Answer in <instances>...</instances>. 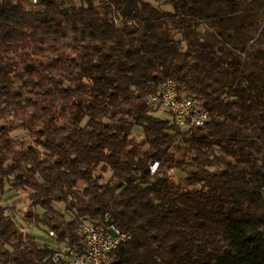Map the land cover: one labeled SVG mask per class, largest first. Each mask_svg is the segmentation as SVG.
Masks as SVG:
<instances>
[{
    "label": "trees",
    "instance_id": "1",
    "mask_svg": "<svg viewBox=\"0 0 264 264\" xmlns=\"http://www.w3.org/2000/svg\"><path fill=\"white\" fill-rule=\"evenodd\" d=\"M167 79L207 110L204 126L149 114ZM16 128L33 144L15 149ZM7 185L46 239L0 204V264H54L105 214L130 235L111 264H264V0H0V194Z\"/></svg>",
    "mask_w": 264,
    "mask_h": 264
},
{
    "label": "built area",
    "instance_id": "2",
    "mask_svg": "<svg viewBox=\"0 0 264 264\" xmlns=\"http://www.w3.org/2000/svg\"><path fill=\"white\" fill-rule=\"evenodd\" d=\"M36 3V0H31ZM146 105H157L165 109L171 116V124L181 130L202 127L209 119L207 110L195 99L177 91L176 83L165 80L158 91L150 94L146 99ZM150 174H155L159 169V163L153 162ZM175 176V169L167 171V177L171 180ZM82 237V248L76 249L65 246L52 252L50 260L54 264H111V252L118 245L130 239V235L117 228L105 214L93 223H84L79 228ZM48 237L54 236L53 231L47 230Z\"/></svg>",
    "mask_w": 264,
    "mask_h": 264
},
{
    "label": "rangeland",
    "instance_id": "3",
    "mask_svg": "<svg viewBox=\"0 0 264 264\" xmlns=\"http://www.w3.org/2000/svg\"><path fill=\"white\" fill-rule=\"evenodd\" d=\"M155 6H162L160 1L152 2ZM164 9H170L169 7H164ZM63 42H59L58 46H63ZM48 56H52L50 53L45 54H39V57L46 58ZM149 114L153 117L164 119V120H170L171 116L170 114L163 108L157 105H150L149 106ZM12 123L13 125H17L18 121L14 117H5L2 122H8ZM150 134L153 133V131H149ZM11 138L15 142V149H25L28 144H33L32 140L29 138L26 131H24L22 128H16L14 131L10 133ZM130 137L132 140L136 143H142L144 139L143 131L140 127L135 126L132 129V132L130 134ZM41 152V150L39 149ZM170 152H173L176 158H183L184 149L181 148H175L171 147ZM110 177V172H107L103 175L102 180L100 183H105ZM185 177L184 171L181 170H175V176L173 179H171V182L174 184H180L182 183V180ZM0 204L5 209V213L11 217V219L16 224L17 228L24 234L29 235L36 241H41L43 239H46L43 235V229H45V225L41 223H35L32 219H27L25 216V213L28 209V200L26 193L15 191L10 188L9 185L5 186L4 193L0 194ZM57 209L65 215V218L69 219V216L64 211V206L62 204H57Z\"/></svg>",
    "mask_w": 264,
    "mask_h": 264
}]
</instances>
